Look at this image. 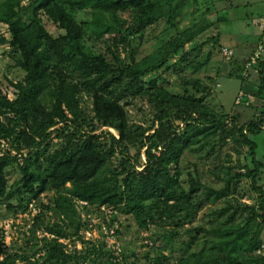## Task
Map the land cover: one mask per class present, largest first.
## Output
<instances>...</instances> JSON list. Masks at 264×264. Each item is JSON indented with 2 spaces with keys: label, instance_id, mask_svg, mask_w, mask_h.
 Returning a JSON list of instances; mask_svg holds the SVG:
<instances>
[{
  "label": "trees",
  "instance_id": "16d2710c",
  "mask_svg": "<svg viewBox=\"0 0 264 264\" xmlns=\"http://www.w3.org/2000/svg\"><path fill=\"white\" fill-rule=\"evenodd\" d=\"M22 1L0 0V16H4L11 35V39L1 37V41L9 43L18 54V58H13L16 61L13 66L25 71L23 80L10 81L17 93L13 99L2 90L0 81V202L9 201L15 195L19 200L27 198L32 202L48 189L63 190L55 200L62 217L74 214L75 218V199L94 208L106 207L112 213H134L137 224L143 229L152 225L167 228L160 238L159 252L150 259L151 264H264V186L259 183L264 160L257 158L258 144L253 138L262 131L264 109L259 120L238 126L236 114H218L200 105L206 93H210V86L200 78H183L182 82L185 87L202 93L201 97L189 92L173 94L164 87V79L159 81V76L143 79L163 68L183 75L186 65L181 63L187 64L189 54H182L181 50L195 33L208 29L209 21L177 32L156 53L139 59L133 39L155 24L166 6L170 10L165 13L176 14L180 0H29L25 5ZM174 1L175 10L171 5ZM182 4L178 8L181 9ZM87 8L91 9L93 19L78 22V12ZM124 13L127 17L122 16ZM45 16L62 33L57 36L50 33L43 20ZM257 19H253L254 23L260 26L262 19ZM170 25L177 29L174 22ZM89 34L95 36V40L108 34L107 38L113 40L107 46L111 56L88 46ZM204 43L193 48L195 57L201 54L207 42ZM119 44H123L125 50L129 47L130 54L123 57ZM262 45L260 42L241 63L235 60L228 75L240 78L243 83L252 77L249 70L256 71L259 87L255 95L264 102ZM214 46L212 51L202 53L206 59L194 66L196 72L210 61ZM226 47L222 46L220 53L230 58L232 55H224ZM259 47V57L252 63L251 56ZM179 53L180 58L170 65V60ZM83 92L94 98L91 118L83 106ZM129 93L144 94L150 102L156 103L157 111L150 126L129 125L121 104V97ZM247 104L254 107L253 101ZM182 124L185 127L179 131ZM100 125L113 127L119 137L108 131L99 132ZM230 129L239 134V142L249 147L253 167L241 162L235 171L233 166H227L226 182L220 189L203 183L197 173H188L189 187L185 188L180 166L185 151L198 141L207 144V137L212 134L227 135ZM54 131L63 139L62 145L49 151ZM104 135H110V140ZM200 144L202 146L203 142ZM215 144L222 147L226 142L219 138L211 144L209 152H215ZM160 146L163 149L158 155L155 151ZM133 147L138 149L135 154L131 152ZM142 149L144 162L141 161ZM116 155H120L118 164L113 160ZM24 159L29 163H23ZM12 166L19 170L20 178L10 184L9 174L15 171L9 169ZM139 166L143 168L138 169ZM243 178L250 180V189L257 195L256 204L228 201L226 206L216 210L220 216L226 215L220 226L209 230L200 224L187 228L196 221L200 203L228 197ZM200 189H204V197L194 201L193 195ZM7 207L12 208V204ZM238 215H245L244 225L236 221ZM55 226L48 228L54 237L46 242L48 247L42 264H64L72 258L86 257L100 263L106 255L109 259L103 264H121L127 260L124 252L109 250L105 243L104 249L94 244V249L85 254L68 253L58 240L66 238L67 233ZM116 232L113 233L115 238L119 233L117 228ZM206 232L219 237L216 249L225 254L224 260L193 250L197 239ZM176 244L179 245L177 257L174 256L178 249ZM1 249L0 245V253ZM22 258L27 259V256ZM0 264L14 262L7 256Z\"/></svg>",
  "mask_w": 264,
  "mask_h": 264
},
{
  "label": "rangeland",
  "instance_id": "374dc122",
  "mask_svg": "<svg viewBox=\"0 0 264 264\" xmlns=\"http://www.w3.org/2000/svg\"><path fill=\"white\" fill-rule=\"evenodd\" d=\"M28 2L29 0H23L22 5ZM181 2L183 4L180 9L178 7ZM177 4L176 14L169 16V13H165L170 10L169 6H166L160 15V19L155 24L148 26L142 36L138 35L133 39L132 45L137 47L139 59L153 55L174 34L189 26L191 29L197 28L199 23L205 20L206 22L209 21L207 22L209 27L207 30L203 29L195 33L193 39L186 43L181 50L182 54H189L187 64L181 63L183 66L186 65L183 73L186 77L182 74L174 73L171 69L163 68L153 71L144 76L143 79L150 80L159 76V81L164 79V82H166L164 87L169 92L173 94L189 92L195 97H201L202 93L190 86L185 87L182 82L183 78H188L189 80L200 78L210 86V93H206L207 95L203 103L200 104L201 106L218 114H236L234 116L238 117V126L247 121L259 120L262 116L261 111L264 109V102L255 95L259 87V74L256 71L249 70L248 72L252 77L242 83L240 78L229 76L228 72L235 65V60L241 63L245 56L252 54V47L255 49L260 42H263L262 47L264 48V28H260L259 24L252 22V18L258 20L257 18L259 17L264 22V0H180ZM171 5L175 10L176 1ZM158 12L159 8L157 7V14ZM122 16L127 17L125 13ZM25 17L23 15V19ZM89 19H93L90 8L78 12V22ZM43 20L50 33L55 36L62 33L61 29L51 19L45 16ZM171 21L177 24V29L171 28ZM1 37L11 39L4 16L3 18L0 16V81L2 82V90L13 99L17 93L10 81L15 83L23 80L25 71L20 67L13 66L16 63L13 58L14 56L18 58V54L13 51L14 49L9 43H3ZM107 37H109L108 34L99 40H95L96 37H91L89 34L87 45L97 52H104L111 56L107 46L113 40ZM93 42L95 43L94 46H92ZM203 42L207 43L204 45L201 54L195 57L196 50L193 48L196 46L199 48V45ZM212 46L215 48L213 47L214 51L210 61L196 72L194 66L206 59L204 55L202 56V53L206 54L210 49L212 51ZM222 46H227V50H233L232 57L224 58L222 53H220ZM119 47L123 57L126 54H130L129 47L127 50H125L123 44H119ZM181 53L175 55L169 64L173 65V62L180 58ZM224 64H226L225 69L223 68ZM70 79L74 82V76H71ZM82 95L85 112L91 118L94 116V98L90 93L83 92ZM258 100L260 101L257 102ZM250 101H253L254 107L248 106L247 103ZM121 104L124 105L130 126L134 124H140L145 127L150 126L157 111L156 103L150 102L144 94L139 93H129L122 96ZM184 127L185 125L182 124L179 131H182ZM98 130L99 132L108 131L110 134L119 137V133L113 127L100 125ZM103 137L110 140V135H104ZM207 138L209 139L207 144L204 141H198L192 144L182 156L180 162L182 169L181 181H184L183 185L185 188L189 187L188 173H193V175L197 173L203 183L220 189L223 188L226 182L227 170L225 168L227 166H233L232 169L235 171H238L239 168L236 166L241 162L253 167L249 147L239 142V134L233 129H230L227 135L218 133L212 134ZM219 138H224L226 144L222 147L215 144V152H209L211 144L216 143ZM253 138L258 144L256 149L257 158L264 160V121L262 123V131L253 135ZM62 140V138L58 137V133L54 131L51 136V145L53 146L51 149L49 148V151L62 145ZM201 142H203L202 146L201 144L199 145ZM162 149L163 147L160 146L155 152L160 155ZM137 150V148H131L132 154H135ZM141 152V161L144 162V149ZM24 155H26V151ZM113 160L115 164H118L120 155L114 156ZM22 162L25 164L29 163L27 159ZM142 168L143 166L138 167V169ZM9 169L15 170L13 166ZM9 175H11L9 177L10 184L20 178L19 170H15ZM259 183L264 186V170L260 174ZM63 192V190L48 189L37 200L32 202L27 198L19 200L17 195L9 201L0 202V245L2 248L0 260L10 256L14 264H28L29 262L42 264L45 261L48 247L46 242L54 237L48 232V228L58 224L55 227L63 228V231L67 233L66 238L62 237L58 240L64 244L68 253L85 254L87 250L94 249V244L99 247L98 249H104L102 245L105 243L109 250H121L124 252L127 260L121 261V264H151L150 259L159 252L160 238L167 231V228L152 225L148 229H143L137 224L134 213L124 214L120 211L112 213L106 207L94 208L86 202L76 201L75 199H73L77 209L75 218L74 214L69 217H62L55 207V200ZM256 196L250 189V180L243 178L228 197L224 198L223 196L218 201L207 200L205 203H200L201 209L196 221L191 225H187V228H192L198 224L202 225L206 230L214 226H220L219 224L226 219V215L220 216L216 213L217 209L226 206L228 201L234 204L237 202L256 204ZM193 197L194 201L204 197V189L198 190ZM9 203L12 204V208L7 207ZM245 218V215H238L236 221L244 225ZM78 225L79 228H77ZM116 228L119 233L115 238L111 235L116 232ZM254 229L255 227L253 226L251 233ZM197 240L198 244L193 247L194 251H202L205 254L215 256L218 260H224L225 254L220 253L216 249L219 237L217 238L206 232ZM150 242L153 244L151 245ZM176 250V253L174 252L175 257L179 254V245ZM22 256H27V259H23ZM108 259L109 255H106L104 260L99 263V261H94L91 257L83 259L72 258L64 264H103Z\"/></svg>",
  "mask_w": 264,
  "mask_h": 264
},
{
  "label": "built area",
  "instance_id": "2783aa9c",
  "mask_svg": "<svg viewBox=\"0 0 264 264\" xmlns=\"http://www.w3.org/2000/svg\"><path fill=\"white\" fill-rule=\"evenodd\" d=\"M260 26L264 27V22L263 21H261ZM258 50L251 56L252 57V61H251L252 63H256V60H257V58L259 57V54H260L261 47H259ZM223 51H224V55H226V56H230L233 53V50H231V49L227 50V47L224 48ZM248 65L250 66L251 64H248Z\"/></svg>",
  "mask_w": 264,
  "mask_h": 264
},
{
  "label": "crops",
  "instance_id": "0c3cea01",
  "mask_svg": "<svg viewBox=\"0 0 264 264\" xmlns=\"http://www.w3.org/2000/svg\"><path fill=\"white\" fill-rule=\"evenodd\" d=\"M259 18H261V17H259ZM253 19H255V18H252V22H254V20H253ZM255 20H256V19H255ZM253 48H254V47H252V48H251V49H252L251 51H253Z\"/></svg>",
  "mask_w": 264,
  "mask_h": 264
},
{
  "label": "water",
  "instance_id": "95a60500",
  "mask_svg": "<svg viewBox=\"0 0 264 264\" xmlns=\"http://www.w3.org/2000/svg\"><path fill=\"white\" fill-rule=\"evenodd\" d=\"M224 69L226 68V64H224V67H223Z\"/></svg>",
  "mask_w": 264,
  "mask_h": 264
},
{
  "label": "clouds",
  "instance_id": "9594fccd",
  "mask_svg": "<svg viewBox=\"0 0 264 264\" xmlns=\"http://www.w3.org/2000/svg\"><path fill=\"white\" fill-rule=\"evenodd\" d=\"M234 53V52H233ZM111 236H113V234L111 235ZM114 237V236H113ZM110 244V243H109Z\"/></svg>",
  "mask_w": 264,
  "mask_h": 264
}]
</instances>
